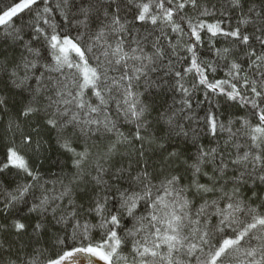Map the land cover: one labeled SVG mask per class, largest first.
Returning <instances> with one entry per match:
<instances>
[{
	"label": "snow or ice",
	"instance_id": "snow-or-ice-1",
	"mask_svg": "<svg viewBox=\"0 0 264 264\" xmlns=\"http://www.w3.org/2000/svg\"><path fill=\"white\" fill-rule=\"evenodd\" d=\"M0 264H264V0H0Z\"/></svg>",
	"mask_w": 264,
	"mask_h": 264
}]
</instances>
